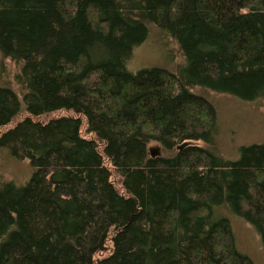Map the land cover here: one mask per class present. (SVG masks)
<instances>
[{
  "label": "trees",
  "instance_id": "obj_1",
  "mask_svg": "<svg viewBox=\"0 0 264 264\" xmlns=\"http://www.w3.org/2000/svg\"><path fill=\"white\" fill-rule=\"evenodd\" d=\"M153 29L180 64L130 72ZM0 60V264H254L225 208L264 251V142L220 154L210 98L264 102V0H0Z\"/></svg>",
  "mask_w": 264,
  "mask_h": 264
},
{
  "label": "rangeland",
  "instance_id": "obj_2",
  "mask_svg": "<svg viewBox=\"0 0 264 264\" xmlns=\"http://www.w3.org/2000/svg\"><path fill=\"white\" fill-rule=\"evenodd\" d=\"M180 55L175 44L151 30L147 40L135 47L128 61L129 71L135 73L144 68L160 66L174 70L180 64ZM0 62H3L0 60ZM0 69V80L8 79L14 68L8 60ZM127 67V68H128ZM217 112L218 152L226 157H234L241 144L264 142V102H244L235 97L211 95ZM1 132V129H0ZM153 150H151L152 152ZM27 161H15L7 153L0 152V178L23 185L30 177ZM220 216H227L234 227L237 249L251 258L254 264H264V251L256 231L228 208L222 209Z\"/></svg>",
  "mask_w": 264,
  "mask_h": 264
}]
</instances>
